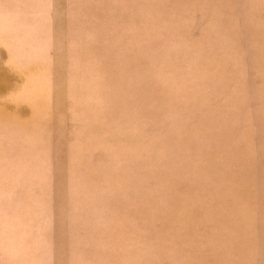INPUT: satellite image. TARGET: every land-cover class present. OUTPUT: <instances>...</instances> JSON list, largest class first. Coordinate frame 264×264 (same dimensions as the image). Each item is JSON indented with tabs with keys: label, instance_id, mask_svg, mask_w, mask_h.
<instances>
[{
	"label": "rangeland",
	"instance_id": "374dc122",
	"mask_svg": "<svg viewBox=\"0 0 264 264\" xmlns=\"http://www.w3.org/2000/svg\"><path fill=\"white\" fill-rule=\"evenodd\" d=\"M0 264H264V0H0Z\"/></svg>",
	"mask_w": 264,
	"mask_h": 264
}]
</instances>
